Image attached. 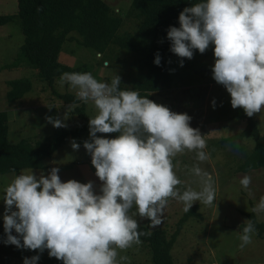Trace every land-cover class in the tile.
<instances>
[{"label":"clouds","instance_id":"obj_1","mask_svg":"<svg viewBox=\"0 0 264 264\" xmlns=\"http://www.w3.org/2000/svg\"><path fill=\"white\" fill-rule=\"evenodd\" d=\"M179 24L167 30V38L170 51L181 58L180 66L183 59L193 58L194 50L204 54L214 45L212 78L230 94L232 108L243 109L249 118L261 113L264 0H201L183 9ZM96 55L102 57V53ZM154 63L160 66L159 54ZM108 66L104 61V67ZM120 82L118 75L109 83L91 72L61 74L57 81L61 87L67 84L76 90L77 100L97 109V115L89 119L91 142L85 141L83 147L103 182L102 194L94 193L92 182H62L58 167L39 179L31 168L23 169L3 189L4 243L39 253L47 250L50 258L63 264H120L127 259L120 252L150 235L140 231L134 217L147 219L149 227L156 228L170 199L181 201L185 212L196 202L216 206L213 178L198 166L192 172L201 178V190L189 188L181 193L178 187L182 184L175 172L178 155L195 152L198 161L209 159L205 136L190 126L191 117L172 112L138 91L121 89ZM46 120L55 128L66 127L58 117ZM97 133L119 135L106 139ZM71 147L78 150L80 145L72 141ZM240 184L249 189L251 177L245 175ZM253 210L264 211V197ZM244 225L241 248L252 242L256 232L251 220ZM13 230L17 235H12ZM39 259V255L25 258L24 264H37Z\"/></svg>","mask_w":264,"mask_h":264},{"label":"rangeland","instance_id":"obj_2","mask_svg":"<svg viewBox=\"0 0 264 264\" xmlns=\"http://www.w3.org/2000/svg\"><path fill=\"white\" fill-rule=\"evenodd\" d=\"M103 1L124 19L120 32L136 34L139 23L128 16L133 0ZM8 15L14 18L0 26V112L7 114L8 139L11 143L27 141L43 147L58 136L62 129L76 130L84 123L74 113L75 108L72 105L56 97L51 88L40 80L37 69L26 61L18 65L25 36L18 17L17 0H0V16ZM74 37L77 40L65 42L63 55L60 56L61 63L72 68H81L80 72H91L102 82L110 83L111 79L118 75L121 78V89L133 90L131 81L137 74L132 61L134 55L119 53L116 56L105 51L102 52V57L97 59V50L81 44L78 40L80 36L74 34ZM104 61L109 62L107 68L104 67ZM15 62L18 64L14 66ZM180 63L181 58L177 56L171 59L169 74L173 85L169 89L164 88L154 93L153 97L156 104L168 107L172 112L190 116V126L199 129L200 134L205 136V151L209 159L200 162L195 152L186 151L176 157L175 172L182 181L178 186L181 193L189 188L201 190V178L192 172L194 166L210 174L216 189V206H205L196 202L189 210L194 209L195 215L184 219L187 212L184 211L183 203L178 199H170L164 209L162 223L150 229L165 230L169 237L176 235V243L171 252L174 264H264V237L260 238L257 231L252 235L250 244L240 247L241 227L245 221L251 220L250 214L254 213L257 222L264 223V211L253 210L260 203L261 197H264V169L247 174L237 170L255 144L251 138L243 141L233 139L247 127L248 122L238 108H232L227 90L212 78V68L215 64L214 45H210L204 54L194 50L191 60L183 59V67ZM19 79H29L33 88L19 102L20 109L14 110L13 103L17 101L10 102L7 99L8 82ZM57 81L55 88L58 93L68 91L76 96V90L70 89L67 84L61 87ZM85 110L91 118L97 115V109L92 103L85 104ZM49 116L60 118L66 127H53L46 120ZM252 119L264 135V110L255 114ZM97 136L115 139L108 134ZM72 141L80 145L78 150L72 149ZM85 141L91 142L90 133L81 137L69 136L51 158L43 161L42 169H32L37 179L41 174L48 176L51 168L58 167L62 182H92L94 193L102 194L100 189L103 182L96 176L91 155L83 147ZM21 171L0 176V264H24L25 258L30 259L37 255L40 256L37 264H63L54 257L50 258L47 250L39 253L4 243L7 236L3 227V189ZM245 175L251 177V185L247 190L240 184ZM134 218L139 226L150 224L147 219L138 216ZM12 235H17L14 230ZM120 256L127 257L126 260L120 261V264H153L150 249L144 242L120 252Z\"/></svg>","mask_w":264,"mask_h":264},{"label":"trees","instance_id":"obj_3","mask_svg":"<svg viewBox=\"0 0 264 264\" xmlns=\"http://www.w3.org/2000/svg\"><path fill=\"white\" fill-rule=\"evenodd\" d=\"M18 17L21 20L25 40L20 49V65L26 61L38 70L40 80L51 88L52 93L66 104H77L74 113L83 121L76 130L62 129L50 143L40 147L31 142L11 143L8 139L7 114L0 112V176L20 172L23 169H42L43 161L63 146L69 136L81 137L89 132V119L85 104L69 93L60 94L55 83L64 72H80L81 68H72L60 62V54L66 41L77 40L86 48L102 52L132 54L133 67L137 74L132 78V89L140 96H147L155 102L153 94L161 89H169L173 79L169 74L170 61L176 55L170 51L171 42L167 38L170 27L179 28V14L201 0H133L128 16L139 23L136 34L120 32L124 19L103 0H17ZM14 16H0V26L11 21ZM116 47V49H115ZM159 54L161 63L154 61ZM126 56V55H125ZM127 61V58H125ZM17 65V66H18ZM7 99L15 102L29 93L33 84L29 79L8 82ZM131 90V89H129ZM156 103V102H155ZM247 120V127L233 137L236 141L251 138L253 150L237 168L243 174L264 169V135L258 124L247 117L244 110L238 108ZM100 135V133H97ZM117 137L118 133L108 134ZM195 215L194 209L185 214L184 219ZM196 215H198L196 213ZM258 236L264 237V223L250 214ZM245 225L241 227L243 229ZM140 231L150 233L141 236L151 253L153 264H174L172 249L176 235L169 237L162 229L151 230L149 225L139 226Z\"/></svg>","mask_w":264,"mask_h":264},{"label":"crops","instance_id":"obj_4","mask_svg":"<svg viewBox=\"0 0 264 264\" xmlns=\"http://www.w3.org/2000/svg\"><path fill=\"white\" fill-rule=\"evenodd\" d=\"M61 54L63 55V53H61ZM61 54H60V56H62ZM61 58H62V57H60V61H61ZM62 63H63V62H62ZM64 64H65V63H64ZM56 91H57V90H56ZM67 93H69V94H73V93L68 92V91H67ZM60 94H61V93H60ZM63 94H65V93H63ZM75 94H76V93H75ZM21 99H22V98H21ZM21 99H19V100H17V102H15L17 105H16L15 103H13V109H14V110H15V109H20L21 105H20L19 102L21 101ZM69 105H71V104H69Z\"/></svg>","mask_w":264,"mask_h":264}]
</instances>
